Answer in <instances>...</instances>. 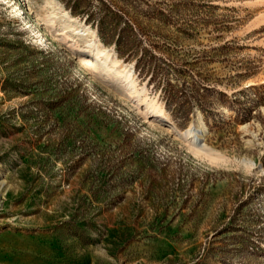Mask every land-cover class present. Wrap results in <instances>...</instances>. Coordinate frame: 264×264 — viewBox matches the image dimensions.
<instances>
[{"label": "rangeland", "instance_id": "1", "mask_svg": "<svg viewBox=\"0 0 264 264\" xmlns=\"http://www.w3.org/2000/svg\"><path fill=\"white\" fill-rule=\"evenodd\" d=\"M112 2L205 108L129 90L63 0H0V264H264V0Z\"/></svg>", "mask_w": 264, "mask_h": 264}, {"label": "trees", "instance_id": "2", "mask_svg": "<svg viewBox=\"0 0 264 264\" xmlns=\"http://www.w3.org/2000/svg\"><path fill=\"white\" fill-rule=\"evenodd\" d=\"M91 1L63 0V3L72 14L83 16L87 23L95 27L103 42L115 45L121 58L133 62L135 71L149 77V82L160 90L166 109L171 112L176 123L185 127L193 99H197L204 109L203 95L211 91V88L194 80L196 93L189 95L185 90L186 80L183 78L188 74V64L177 63L158 52L159 45L152 41L148 43L138 24L127 16L125 10L115 6L112 0H99V4Z\"/></svg>", "mask_w": 264, "mask_h": 264}, {"label": "bare ground", "instance_id": "3", "mask_svg": "<svg viewBox=\"0 0 264 264\" xmlns=\"http://www.w3.org/2000/svg\"><path fill=\"white\" fill-rule=\"evenodd\" d=\"M67 15L69 18L73 19V16L70 15L67 11H66ZM43 18L46 21H49L48 23L51 24H55V21L53 19H51L50 17H48V15H44ZM83 31V29L78 30V28L74 29V34H80ZM92 36L94 38V41L91 43L92 49L95 51L96 55H102L105 59L106 62L109 63V67L112 71L117 72L118 74H120V76L122 75V77H125L127 80V84L129 87V90H131L132 92L138 93L139 89L137 86V82L134 79V74H135V70H134V66L133 65H127L125 63H123L121 60L114 58L110 55V53L107 51L106 47L103 46L102 42L99 39V36L97 34V32L95 30H92ZM141 92L138 94V96H140ZM139 100H141V98H139ZM144 103L149 106L150 104H154L157 105L156 102L154 101H149L148 98L144 99ZM155 113H157V110L154 111ZM179 132L181 133V135L191 139L193 142H195L196 145L200 144L198 142V139L200 137L203 136L204 134V128L201 125H196L195 127H191L189 129L186 130H179ZM204 149V148H202ZM207 152H211L209 149H207Z\"/></svg>", "mask_w": 264, "mask_h": 264}, {"label": "water", "instance_id": "4", "mask_svg": "<svg viewBox=\"0 0 264 264\" xmlns=\"http://www.w3.org/2000/svg\"><path fill=\"white\" fill-rule=\"evenodd\" d=\"M135 68V67H134ZM201 142V139L199 140Z\"/></svg>", "mask_w": 264, "mask_h": 264}]
</instances>
